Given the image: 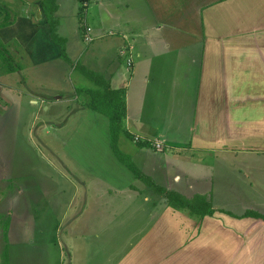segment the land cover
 Returning <instances> with one entry per match:
<instances>
[{
    "label": "crops",
    "instance_id": "obj_1",
    "mask_svg": "<svg viewBox=\"0 0 264 264\" xmlns=\"http://www.w3.org/2000/svg\"><path fill=\"white\" fill-rule=\"evenodd\" d=\"M103 2L97 1V6H102ZM118 2L120 0H113L112 7L107 10H118ZM10 3L11 0H0V56L2 60L17 61L18 65L26 63V66L0 70V108L8 111L15 106L17 113H22L19 99L24 95L29 104L38 105L48 113L54 104L35 92L11 97L13 88L21 91L11 84L10 78L30 66H42L37 75L50 77V71H46L44 65L60 61L59 47L51 42L41 0H20V9L15 13L10 11ZM123 5L126 6L124 11L133 15L125 21L122 30L112 32L111 36L117 37L116 56L122 61L118 53L120 47L132 49V65L127 67L123 61L125 67L131 68L127 70L132 76L126 88H121L125 91L126 106L123 130L135 145L122 150L130 161L135 157L150 156L139 150L147 146L139 147L135 138H139V142H149L152 149H155L153 144L156 142L163 147L176 145L166 139L168 123L166 120L162 123L164 108L168 109V105L181 106L186 113L188 110L186 130L190 142L186 147L189 151L220 149L229 154L240 147L251 151L264 150V0H124ZM258 34L261 35L259 41L256 39ZM100 45L107 47L105 42ZM244 46H250L253 51L247 48L240 51ZM66 55L68 57L67 49ZM26 75L19 77L23 86L27 82ZM115 77L118 74L110 71L109 83ZM109 86L113 89L111 84ZM83 94L84 109H87L88 98ZM8 114L0 115V121L8 120ZM89 116L94 119L96 127L107 131L106 117ZM189 119L195 121L189 122ZM20 122L21 118L16 121L17 124ZM3 128L0 129V138H3ZM149 130L156 131L153 138H148L151 135ZM81 133L75 131L67 138L64 150L66 146H73L67 145V141L72 143L76 137L80 138ZM160 138L162 142H159ZM66 152L74 161L73 155ZM102 152L108 154L109 162L102 163L97 159L99 155L88 164L78 161L82 170L75 175L74 181L67 180L68 186L75 189L77 204L74 208L67 206L62 218L73 214L72 219L84 221L85 232L95 239L102 233L96 227L102 215L107 220L123 223L120 227H113L111 235L138 233L143 237L142 243L112 248L111 252L123 253V260L118 264H264V220L239 219L236 216L240 215L214 204L227 198L225 188L219 184L217 188L220 190L216 192L212 183L214 173H219L220 177V167L204 162L187 166L190 161L187 155H179L184 166L177 167L170 179L163 165L165 161L153 163L149 174L140 171L132 162L143 175L167 191H170L167 189L170 182L178 185L186 181L184 196L177 192L179 195L187 200L200 197L216 210L211 216L202 218L166 205V208L161 205L155 209L145 194L146 184L136 179L114 155L111 156L112 152L106 147ZM170 155L175 157L172 153ZM63 170L65 173L69 171L67 168ZM68 186H53L54 199L62 198ZM46 190L44 188V194ZM109 200L113 201L112 207L107 204ZM103 203L105 211L100 208ZM257 209H263V206L258 205ZM113 211H118L116 218L111 215ZM181 213L186 217L183 218ZM68 232L73 235L75 231ZM90 241L83 239L79 242L83 252L100 251L99 247L93 246L94 243L87 246ZM5 244L7 246V242ZM110 257H102L105 260L102 263L105 264ZM92 259L81 253L77 261L89 264ZM8 264H11L9 256Z\"/></svg>",
    "mask_w": 264,
    "mask_h": 264
},
{
    "label": "rangeland",
    "instance_id": "obj_2",
    "mask_svg": "<svg viewBox=\"0 0 264 264\" xmlns=\"http://www.w3.org/2000/svg\"><path fill=\"white\" fill-rule=\"evenodd\" d=\"M19 1L11 0L10 11L14 13L19 11ZM55 1L58 9L53 14L52 20L56 25L57 34L66 39L65 50L67 49L69 60L64 61L60 58V61L44 65L45 70L50 71V77L37 75L36 72L42 66H30L23 73H18L10 78L11 84L17 86L21 91L13 88L10 91L11 97L35 92L42 99L48 100L54 105L47 113L40 106L29 104V100L23 95L24 99H19L23 107L22 113H17L15 106L8 111L0 108V115L9 113L8 120L0 121V129L6 126V129L2 130L3 138H0V264L5 246L3 226L9 218L7 246L11 264H83L84 262L77 261L81 253L90 259L93 257L89 264H103L102 261L105 260L102 257L107 255L111 257L105 264H118L123 260V253L111 252L112 248L115 247V250L117 247L134 245L139 241L142 243L143 237H140L138 233L127 236L111 235V229L120 227L123 223L107 220L102 215L96 223V227L102 233L99 234L98 239H95L94 236L85 232L86 226H82L84 221L72 219L73 214L62 218V212L67 206L74 208L77 204L75 189L68 186L67 180L74 181L75 175L78 176L81 169V165L77 164L78 161L88 164L91 159L99 155L97 159L102 163L109 162L108 154L102 152L105 147L112 152L109 126L107 125V131L106 129L102 131L100 127H96L94 119L89 115L94 114L102 119L105 117L84 109L85 95L82 91L93 88L92 82L84 70L99 72V75L108 83V73L113 71L114 74H118V77H115L109 84L113 89L126 88L132 76L130 70L127 69L131 68L125 67L124 59L122 58V61L116 56L117 37L111 35H113L112 32L117 33L122 30L123 24L131 19L133 13L124 11L126 8L123 5L124 0H120L117 3L118 10L112 12H109L107 7H112L113 0H104L102 6H97V1L101 0H85L83 3L79 0ZM80 10L82 12L81 30L79 29ZM86 36L91 38L88 43L84 41ZM257 38L259 41L261 35L258 34ZM103 42L107 43L106 48L101 47L100 44ZM244 48L253 51L250 46H244L240 51H243ZM14 56L12 53V58ZM0 58V70L5 68L13 70L14 67L26 66V63L20 64V62L18 65L17 61H5L1 56ZM25 74H27L25 77L27 82L23 86L19 77ZM56 97L60 99L55 100ZM178 111L181 112V115L178 114ZM182 111L181 106L168 105V109L164 108L165 114L162 123L164 120L168 123L169 134L166 135V139L176 145L168 144L163 147L160 144V149L157 148V151V149H152L148 143L149 146L139 150L150 156L135 157V160H132L135 166L140 171L143 170L142 172L149 174V168L153 163L158 162L157 160L165 161L166 163L163 165L166 167L170 179L177 167L184 166L185 162L178 157L179 155H187L186 157L190 160L186 163L187 166L204 162L215 168L220 167V177L218 178L219 173H214L215 179L212 183L216 192L219 184L222 189L225 188L227 198L223 202L219 201L214 204L238 215L247 211L264 214V150L251 151L250 148L241 149L240 147L229 154L220 151V149L189 151L186 147L190 142L186 130L188 110L187 113L186 109ZM19 118L22 119V122L17 124L16 121ZM191 120L194 119H189V122ZM122 130L119 132L115 144L121 155L129 158L122 150L133 148L135 145L129 138L127 139L124 130L125 133L122 134ZM75 131L82 132L80 138L76 137L72 143L67 141V145L73 146L70 148L66 146L64 150V142ZM148 134H151L148 138H153L156 131L149 130ZM160 139L159 142H162V138ZM166 139L163 138L164 141ZM137 140V142L140 141L139 138ZM174 147L176 149H173ZM66 150L73 155L75 162L69 157ZM170 153L175 157H171ZM113 155L112 152L111 156ZM63 168H67L69 171L65 173ZM223 175L226 177H222ZM57 184L68 186L64 196L60 199H54L53 196V186H57ZM186 184V181H182L178 185H172L170 182L167 189L184 196ZM44 188H47L45 194L43 193ZM240 188L241 192H239ZM165 191L167 190L165 189ZM145 194L149 198V203H154L155 209L161 205L165 207L163 194L148 186L145 187ZM112 202V200L107 201L109 207H112ZM258 205H262L263 209H257ZM166 207L168 206L166 205ZM100 208L105 211L104 203L100 204ZM181 214L183 218L186 217L184 213ZM111 215L116 218L118 211H113ZM162 216L164 215L162 214ZM70 230L75 231L73 235H68ZM43 231H47V233ZM114 232L116 233V231ZM179 238L184 237L180 236ZM83 239L88 241L91 239L86 245L90 247L94 243L93 246L99 247L100 251L83 252L79 245ZM171 241L175 240L172 238ZM102 250L107 252H102Z\"/></svg>",
    "mask_w": 264,
    "mask_h": 264
},
{
    "label": "trees",
    "instance_id": "obj_3",
    "mask_svg": "<svg viewBox=\"0 0 264 264\" xmlns=\"http://www.w3.org/2000/svg\"><path fill=\"white\" fill-rule=\"evenodd\" d=\"M83 3L85 0H79ZM41 6L43 8L44 15L46 17V22L49 28V34L51 42L59 47L60 58L64 61H68L66 55V39L57 34L56 25L52 20L53 14L57 11L58 6L55 0H41ZM82 12L79 11V29H82ZM86 75L92 82L93 88H88L82 92L87 95L88 101L86 103V108L93 112H96L108 120L109 134H110V146L115 158L125 165L135 176L136 179L144 182L148 187L153 188L158 193L164 195L165 204L177 211H188V213L193 215H198L199 217H204L206 215L211 216L216 210L211 208L208 202H204L202 198L196 197L195 199L187 200L183 198L176 192L165 191L164 188L156 185L149 177L143 175L130 161V159L116 148V140L119 132L122 130V122L126 115L125 107V91L123 89H111L109 83L102 78L99 74L86 71ZM123 132V130H122ZM126 136L131 139V136L126 132ZM149 142H138L139 147L147 146ZM230 215L229 213H227ZM202 217V218H203ZM236 218H256L264 220V216L255 211H247ZM8 220L5 222L3 229V240L7 242V230H8ZM1 264H8V253L7 246L5 244L2 256Z\"/></svg>",
    "mask_w": 264,
    "mask_h": 264
},
{
    "label": "built area",
    "instance_id": "obj_4",
    "mask_svg": "<svg viewBox=\"0 0 264 264\" xmlns=\"http://www.w3.org/2000/svg\"><path fill=\"white\" fill-rule=\"evenodd\" d=\"M84 41L86 42V43H88V42H90L91 41V38L89 37V36H86L85 38H84ZM131 47H129V46H122V47H120V49L118 50V53H119V55L124 59V62L126 63V65H127V67H130L131 65H132V63H133V58H132V54H131ZM134 141L135 142H137L138 140H137V138H135L134 139ZM160 144L161 143H155L154 144V148L155 149H160ZM158 149H157V151H158Z\"/></svg>",
    "mask_w": 264,
    "mask_h": 264
},
{
    "label": "clouds",
    "instance_id": "obj_5",
    "mask_svg": "<svg viewBox=\"0 0 264 264\" xmlns=\"http://www.w3.org/2000/svg\"><path fill=\"white\" fill-rule=\"evenodd\" d=\"M85 6V5H84Z\"/></svg>",
    "mask_w": 264,
    "mask_h": 264
}]
</instances>
